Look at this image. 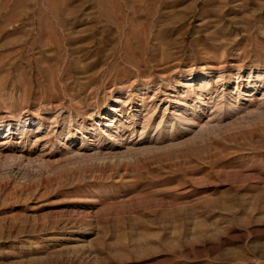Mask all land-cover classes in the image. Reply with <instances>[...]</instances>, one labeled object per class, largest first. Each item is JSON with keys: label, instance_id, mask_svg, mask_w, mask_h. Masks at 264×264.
I'll list each match as a JSON object with an SVG mask.
<instances>
[{"label": "rangeland", "instance_id": "374dc122", "mask_svg": "<svg viewBox=\"0 0 264 264\" xmlns=\"http://www.w3.org/2000/svg\"><path fill=\"white\" fill-rule=\"evenodd\" d=\"M0 264H264V0H0Z\"/></svg>", "mask_w": 264, "mask_h": 264}]
</instances>
